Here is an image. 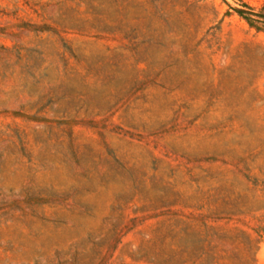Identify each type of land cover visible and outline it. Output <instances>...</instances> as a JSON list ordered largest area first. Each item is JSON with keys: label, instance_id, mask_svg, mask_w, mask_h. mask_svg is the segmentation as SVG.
<instances>
[{"label": "rangeland", "instance_id": "rangeland-1", "mask_svg": "<svg viewBox=\"0 0 264 264\" xmlns=\"http://www.w3.org/2000/svg\"><path fill=\"white\" fill-rule=\"evenodd\" d=\"M0 264H264V0H0Z\"/></svg>", "mask_w": 264, "mask_h": 264}]
</instances>
